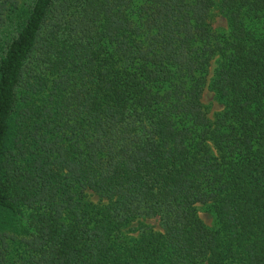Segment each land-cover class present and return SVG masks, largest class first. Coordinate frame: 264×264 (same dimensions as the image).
<instances>
[{"label":"trees","instance_id":"16d2710c","mask_svg":"<svg viewBox=\"0 0 264 264\" xmlns=\"http://www.w3.org/2000/svg\"><path fill=\"white\" fill-rule=\"evenodd\" d=\"M0 214V264H264V0H0Z\"/></svg>","mask_w":264,"mask_h":264},{"label":"rangeland","instance_id":"374dc122","mask_svg":"<svg viewBox=\"0 0 264 264\" xmlns=\"http://www.w3.org/2000/svg\"><path fill=\"white\" fill-rule=\"evenodd\" d=\"M29 1L32 3V1L34 0H29ZM213 24H214V27L218 30L227 28L226 19L219 13L216 14ZM213 68H214V64L212 66V70ZM202 101L210 117H214V115L222 109V105L218 102V100L215 97L214 92L208 86L205 88L203 92ZM3 216L4 215L0 214V220L4 219ZM200 216L207 224L213 225V222H214L213 216L209 212L204 210L202 207L200 211ZM20 218L22 220V225L27 224L26 218L24 220H23L24 217H20ZM5 220H8V225L5 224L6 227H9V228L12 227V229L15 227L14 220H10V218H7V217ZM149 223L159 228V222L157 220H149ZM16 229H18V227L14 228L13 230L15 231Z\"/></svg>","mask_w":264,"mask_h":264}]
</instances>
